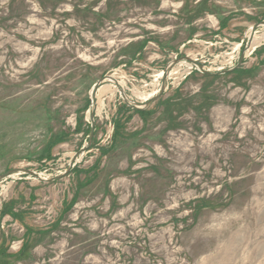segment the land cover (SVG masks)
I'll return each mask as SVG.
<instances>
[{
	"label": "rangeland",
	"instance_id": "1",
	"mask_svg": "<svg viewBox=\"0 0 264 264\" xmlns=\"http://www.w3.org/2000/svg\"><path fill=\"white\" fill-rule=\"evenodd\" d=\"M251 33L264 0H0V264H264Z\"/></svg>",
	"mask_w": 264,
	"mask_h": 264
},
{
	"label": "bare ground",
	"instance_id": "2",
	"mask_svg": "<svg viewBox=\"0 0 264 264\" xmlns=\"http://www.w3.org/2000/svg\"><path fill=\"white\" fill-rule=\"evenodd\" d=\"M264 42V34L262 35V36H260V37H257L255 34H250V47L252 48V47H254V46H257V45H259V44H261V43H263ZM252 50V49H251ZM183 64V63H182ZM187 65V64H186ZM177 68V67H176ZM175 68V69H176ZM179 68V67H178ZM188 68V67H187ZM169 73H170V71H169ZM159 77H160V75H159ZM103 89H105V88H102V89H99L97 92H100V93H103L104 92V90ZM154 95V94H153ZM95 96V95H94ZM140 96V95H139ZM149 96H151V95H149ZM147 97V96H146ZM94 98V97H93ZM143 98H145V96L143 97ZM144 100V99H143Z\"/></svg>",
	"mask_w": 264,
	"mask_h": 264
},
{
	"label": "water",
	"instance_id": "3",
	"mask_svg": "<svg viewBox=\"0 0 264 264\" xmlns=\"http://www.w3.org/2000/svg\"><path fill=\"white\" fill-rule=\"evenodd\" d=\"M175 63H173L172 65H174ZM171 65V66H172ZM171 66L170 67H168L166 70H165V74H167V72H168V70L171 68ZM93 95H94V90H92V92H91V97H93Z\"/></svg>",
	"mask_w": 264,
	"mask_h": 264
},
{
	"label": "trees",
	"instance_id": "4",
	"mask_svg": "<svg viewBox=\"0 0 264 264\" xmlns=\"http://www.w3.org/2000/svg\"><path fill=\"white\" fill-rule=\"evenodd\" d=\"M136 112H138L139 114H141V115H144L146 112H144V111H136Z\"/></svg>",
	"mask_w": 264,
	"mask_h": 264
}]
</instances>
